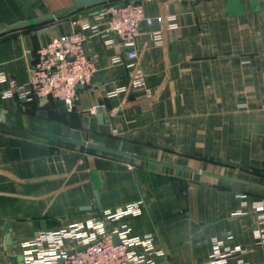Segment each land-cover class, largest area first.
<instances>
[{
  "label": "crops",
  "instance_id": "crops-1",
  "mask_svg": "<svg viewBox=\"0 0 264 264\" xmlns=\"http://www.w3.org/2000/svg\"><path fill=\"white\" fill-rule=\"evenodd\" d=\"M107 1L133 0H105L0 34V76L21 84L37 48L66 31L82 32L96 64L72 110L5 97L9 84L0 79V264H29L24 243L36 232L92 218L108 231L126 228L128 238H151L154 264H264L255 235L264 203V0L145 1L146 14L162 21L141 25L134 59L102 32ZM73 5L0 0V29ZM137 70L141 87L130 79ZM98 104L104 110L90 112ZM64 138L134 157L62 147ZM137 202L138 214L104 215ZM214 240L221 253L242 251L213 262ZM78 246L69 238L62 249Z\"/></svg>",
  "mask_w": 264,
  "mask_h": 264
},
{
  "label": "built area",
  "instance_id": "built-area-1",
  "mask_svg": "<svg viewBox=\"0 0 264 264\" xmlns=\"http://www.w3.org/2000/svg\"><path fill=\"white\" fill-rule=\"evenodd\" d=\"M149 0L107 1L102 12L104 33L111 32L125 45V54L134 59L137 56L133 48V40L142 33L141 25H151L162 18H152L146 14L144 2ZM88 26L87 23H84ZM84 26V27H85ZM173 27V26H172ZM160 39L159 33H157ZM120 60V56L113 61ZM96 70L94 58L87 51L86 38L80 30H70L51 37L39 46L30 66L29 78L26 83H18L15 79L1 75L2 81H8L9 87L4 92L5 97H15L24 105L41 99L61 101L68 110H72L78 89L91 83ZM134 87L144 85V74L137 70L130 74ZM124 87L111 91L108 95L115 96ZM150 92L145 96H150ZM103 104L94 105L90 112H102ZM114 134L117 133L113 129ZM140 202L131 203L117 210H105L104 215L118 219L125 214L140 213ZM116 234L119 242L114 243ZM255 235L260 245L264 246V203L257 206V224ZM76 239L79 246L72 250L62 249L65 239ZM142 245L140 253L136 246ZM221 243L213 241V262H222L226 256L241 249L220 251ZM23 258L29 264H154L155 258L149 255L152 249L151 238H128L127 229L121 231L105 230L100 220L95 218L85 223H75L58 231H38L24 243ZM81 246L84 249L77 250ZM163 253L159 252L161 256Z\"/></svg>",
  "mask_w": 264,
  "mask_h": 264
},
{
  "label": "water",
  "instance_id": "water-1",
  "mask_svg": "<svg viewBox=\"0 0 264 264\" xmlns=\"http://www.w3.org/2000/svg\"><path fill=\"white\" fill-rule=\"evenodd\" d=\"M104 1L105 0H74L73 7L69 8V9H64L62 11H59L56 13H50V14H47V15H44V16H41L38 18L25 19V20H21V21L9 24L5 28L0 29V34L8 32V31L32 26V25L41 24V23H44L46 21L53 20L58 15H64L67 13H71V12L77 11L79 9H82L84 7L100 4ZM134 1L135 0H133L132 2H134ZM49 29H50L49 27H45L43 29H40L38 32L39 33H45L47 31H49ZM47 101H48L47 99H44L42 103H46ZM4 121H5V116L1 115L0 116V124H3ZM63 140L67 143L74 144V145H77L80 147H84V148H87L89 150H93L94 152H100L103 154H109V155L120 156V157H129V158L134 157V154L129 152V151L108 147V146H105V145H102V144H99L96 142H92V141H83V140H77V139H72V138H64ZM113 240H114V243L119 242L116 234L113 235ZM85 247L86 246H81L77 250L84 249Z\"/></svg>",
  "mask_w": 264,
  "mask_h": 264
},
{
  "label": "rangeland",
  "instance_id": "rangeland-1",
  "mask_svg": "<svg viewBox=\"0 0 264 264\" xmlns=\"http://www.w3.org/2000/svg\"><path fill=\"white\" fill-rule=\"evenodd\" d=\"M106 4H107V2H106ZM67 15H70V14H67ZM66 16V15H65ZM64 17V16H63ZM63 17H57V19H59L58 21V23H60L61 21H64V19L62 20L61 18H63ZM48 22H45V23H42V24H40L39 26H43V25H45V24H47ZM39 26H37V27H39ZM52 143H56V141L55 142H52ZM60 145H62V147L63 146H71V147H78L79 149H83V148H81L80 146H77V145H72V144H68V143H61ZM85 150H87V151H91V150H89V149H87V148H85ZM96 153H100V152H96Z\"/></svg>",
  "mask_w": 264,
  "mask_h": 264
},
{
  "label": "trees",
  "instance_id": "trees-1",
  "mask_svg": "<svg viewBox=\"0 0 264 264\" xmlns=\"http://www.w3.org/2000/svg\"><path fill=\"white\" fill-rule=\"evenodd\" d=\"M45 23V22H44ZM42 24V23H41ZM40 24H37V25H32V26H28V27H24V28H27V29H32V28H36L37 26H39ZM81 148H83V149H85L84 147H81ZM90 152H93L94 153V151L93 150H91Z\"/></svg>",
  "mask_w": 264,
  "mask_h": 264
}]
</instances>
